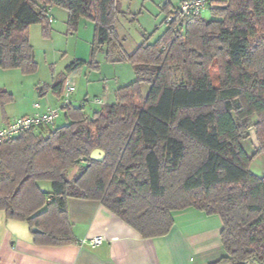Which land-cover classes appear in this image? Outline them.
<instances>
[{
    "label": "trees",
    "instance_id": "16d2710c",
    "mask_svg": "<svg viewBox=\"0 0 264 264\" xmlns=\"http://www.w3.org/2000/svg\"><path fill=\"white\" fill-rule=\"evenodd\" d=\"M211 3L208 19L184 18L182 31L167 28L127 52L118 0H0V69L35 71L29 27L47 37L58 7L71 28L93 23L92 53L128 62L135 75L91 117L83 105H65V125L0 143V211L26 223L35 244L76 242L69 199L100 203L143 239L165 236L173 212L194 208L221 219L226 257L215 264H264V176L249 171L264 156V0ZM64 82L54 85L59 96ZM11 102L0 88V108ZM94 150L102 161L90 157Z\"/></svg>",
    "mask_w": 264,
    "mask_h": 264
},
{
    "label": "rangeland",
    "instance_id": "374dc122",
    "mask_svg": "<svg viewBox=\"0 0 264 264\" xmlns=\"http://www.w3.org/2000/svg\"><path fill=\"white\" fill-rule=\"evenodd\" d=\"M118 3L122 13L117 20V31L124 50L131 52L145 40L153 43L162 36L168 28L164 23L168 13L161 6L168 3L171 9L178 5V0H118ZM50 15L53 22L50 23L47 37L42 35L39 25H34L28 35L36 62L35 71L25 74L18 69H0V88L13 96V102L5 109L14 112L31 109L33 113L29 115H32L44 112L48 102L53 105L51 108H59L53 85L65 77L75 88L74 93L69 96L71 105H83L84 113L91 117L104 105L114 102L118 88L135 80L133 68L128 62H109L104 51L92 53L94 26L90 20L80 19L76 28H71L67 23L65 10L53 7ZM209 16V10L202 14L205 19ZM76 60H81L84 64L73 73H68L66 67ZM148 89V85H142L143 95L147 94ZM96 99L101 100V104H97ZM35 105L39 109L36 110ZM66 123L62 110H59L54 128ZM48 129L52 128H45ZM250 133L249 142L252 141V145L256 147L254 133L252 130ZM246 144L248 143H244L245 146ZM249 171L255 176H264L262 154L252 161ZM74 173L75 171L70 177ZM42 185L46 186L47 183Z\"/></svg>",
    "mask_w": 264,
    "mask_h": 264
},
{
    "label": "crops",
    "instance_id": "0c3cea01",
    "mask_svg": "<svg viewBox=\"0 0 264 264\" xmlns=\"http://www.w3.org/2000/svg\"><path fill=\"white\" fill-rule=\"evenodd\" d=\"M166 5L162 4L161 9ZM33 26L29 27L28 35ZM54 85L58 102L59 88ZM7 106L0 108V127L33 113L31 109L7 111ZM49 106L53 107L49 102L45 104L46 108ZM46 186L43 187L48 189ZM67 215L76 242L46 246L34 243L26 223L9 220L0 211V264H215L226 257L220 239L221 219L194 208L173 212L169 233L150 239H143L95 201L69 199ZM96 236L104 238L101 245L91 248L81 244L82 240Z\"/></svg>",
    "mask_w": 264,
    "mask_h": 264
},
{
    "label": "built area",
    "instance_id": "2783aa9c",
    "mask_svg": "<svg viewBox=\"0 0 264 264\" xmlns=\"http://www.w3.org/2000/svg\"><path fill=\"white\" fill-rule=\"evenodd\" d=\"M213 7L211 0H178V5L170 9L164 19V23L173 32L178 33L184 29L183 19L187 17L202 16L204 12ZM49 22H52V17H49ZM165 47H163V50ZM75 88L72 84L65 80L63 90L59 96V108L47 107L44 112H35L32 115L19 117L10 123H6L0 127V143L9 141L22 133L31 131L40 126H54L56 119L59 116L60 107L69 105V96L74 93ZM97 104H101V100L96 99ZM34 108L39 109L38 105ZM104 242L102 236L92 237L87 240H82L81 244L88 245L91 248L101 245Z\"/></svg>",
    "mask_w": 264,
    "mask_h": 264
},
{
    "label": "water",
    "instance_id": "95a60500",
    "mask_svg": "<svg viewBox=\"0 0 264 264\" xmlns=\"http://www.w3.org/2000/svg\"><path fill=\"white\" fill-rule=\"evenodd\" d=\"M90 157H91L93 160L102 161V160L104 159V157H105V154H104V152L101 151V150H94V151L91 153ZM35 230H36L35 228L32 229L33 232H34Z\"/></svg>",
    "mask_w": 264,
    "mask_h": 264
}]
</instances>
